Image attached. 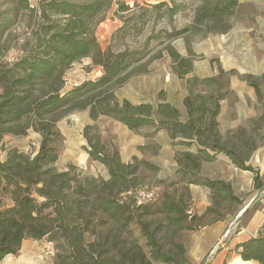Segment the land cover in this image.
Listing matches in <instances>:
<instances>
[{
	"label": "trees",
	"instance_id": "obj_1",
	"mask_svg": "<svg viewBox=\"0 0 264 264\" xmlns=\"http://www.w3.org/2000/svg\"><path fill=\"white\" fill-rule=\"evenodd\" d=\"M27 2L18 0L24 7ZM171 3L150 8H164L170 18L179 9ZM110 6L111 0L41 1L36 11L41 22L30 48L0 66V262L15 256L25 240H35L53 244L51 264H190L181 233L195 229L193 222L199 218L189 214L184 195L164 192L160 203L137 205L129 193L141 184V165L153 171L156 166L137 158L123 163L116 150L106 153L98 141L88 139V155L107 168L106 180H80L73 167L61 171L55 167L60 155L56 123L65 113L85 110L91 120L109 117L131 131L153 125L167 133L173 146L193 148L176 158L179 182L210 190L207 213L223 203L240 205L228 183L199 176L201 164L214 161L217 152L226 153L238 169L254 172V188L264 190L259 173L244 165L247 156L230 152L221 140L216 118L226 92L220 87L185 97V116L169 103L134 105L115 99L112 87L142 60L143 52L100 48L94 30ZM238 7V0H200L191 25L180 33L226 34ZM129 10L119 3L116 13ZM170 53L186 67L183 74L188 73L191 64ZM83 58L101 67L102 75L65 91L66 71ZM203 82L211 87L218 83L216 78ZM251 86L260 97L258 86ZM28 130L41 137L34 156L17 149L3 152L6 134L25 135ZM233 251L243 263L264 264V221L255 236L236 244Z\"/></svg>",
	"mask_w": 264,
	"mask_h": 264
},
{
	"label": "rangeland",
	"instance_id": "obj_2",
	"mask_svg": "<svg viewBox=\"0 0 264 264\" xmlns=\"http://www.w3.org/2000/svg\"><path fill=\"white\" fill-rule=\"evenodd\" d=\"M41 1L28 0V7H24L18 0H0V66L14 62L30 48L33 32L41 22L36 13ZM159 2H166L169 7L173 2L179 9L169 18L164 8H150ZM119 3L130 10L116 13ZM239 3L228 33L206 34L194 30L180 33L191 25L200 0H111L94 35L102 50L111 47L113 51L143 52L142 60L112 87L118 102L169 103L185 116V97L203 94L209 87H220L226 92L216 118L221 140L230 152L247 156L244 165L259 173L264 186V0ZM171 51L191 64L188 73L183 74L186 67L174 61ZM101 75V67L93 65L90 58H83L66 71L64 90ZM208 78H216L218 83L211 87L203 82ZM251 83L258 86L260 97ZM56 127L60 133L56 143L60 155L55 167L59 171L73 167L80 180L108 178L107 168L90 159L88 139L98 141L106 153L116 150L123 163L137 158L157 167L153 171L141 165V184L129 193L137 205L160 203L164 192L175 197L184 195L189 214L199 218L193 222L195 229L181 233L190 264H256L243 263L233 251L246 236H255L264 221V190L254 188V172L238 169L224 152H217L212 162H203L199 176L228 183L240 200V205L223 203L216 212L207 213L212 205L210 190L179 182L176 158L193 148L173 146L165 131L156 130L153 125L131 131L109 117L91 120L85 110L63 114ZM40 139L31 130L25 135L6 134L3 152L17 149L34 156ZM9 202L6 197L5 203ZM240 208L247 212L242 215ZM44 246V241L27 240L15 256L6 258L5 264H51L53 256Z\"/></svg>",
	"mask_w": 264,
	"mask_h": 264
},
{
	"label": "built area",
	"instance_id": "obj_3",
	"mask_svg": "<svg viewBox=\"0 0 264 264\" xmlns=\"http://www.w3.org/2000/svg\"><path fill=\"white\" fill-rule=\"evenodd\" d=\"M44 248L47 250V253H48V254L53 255V252H54V246H53L52 243H50V242L45 243ZM47 253H46V254H47Z\"/></svg>",
	"mask_w": 264,
	"mask_h": 264
},
{
	"label": "crops",
	"instance_id": "obj_4",
	"mask_svg": "<svg viewBox=\"0 0 264 264\" xmlns=\"http://www.w3.org/2000/svg\"><path fill=\"white\" fill-rule=\"evenodd\" d=\"M238 3H239V0H238ZM240 4V3H239ZM4 156V155H3ZM3 156H2V158H3ZM262 222V221H261ZM259 227V226H258ZM256 232V231H255ZM251 236H254L253 234L252 235H249V236H246L242 241H244V240H246V239H248V238H250ZM25 241H27V240H25ZM24 241V242H25ZM23 242V243H24ZM22 243V244H23ZM8 257H12V256H8ZM7 258V257H6ZM6 258L2 261V262H0V264H5L6 263ZM15 264H18V262H14Z\"/></svg>",
	"mask_w": 264,
	"mask_h": 264
}]
</instances>
